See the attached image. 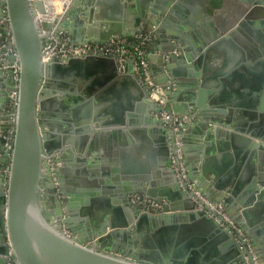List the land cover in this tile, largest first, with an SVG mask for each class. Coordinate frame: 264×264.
Returning a JSON list of instances; mask_svg holds the SVG:
<instances>
[{
	"label": "water",
	"instance_id": "1",
	"mask_svg": "<svg viewBox=\"0 0 264 264\" xmlns=\"http://www.w3.org/2000/svg\"><path fill=\"white\" fill-rule=\"evenodd\" d=\"M69 1L49 23L41 0H0V41L16 51L0 59V264H264V72L242 63L233 42L247 37L249 61L264 57V0ZM53 28L78 45L152 33L151 79L192 121L165 127L118 56L43 64L42 31ZM177 142L186 178L223 206L252 253L185 189ZM135 194L166 202L163 212L142 211Z\"/></svg>",
	"mask_w": 264,
	"mask_h": 264
},
{
	"label": "built area",
	"instance_id": "2",
	"mask_svg": "<svg viewBox=\"0 0 264 264\" xmlns=\"http://www.w3.org/2000/svg\"><path fill=\"white\" fill-rule=\"evenodd\" d=\"M44 4L45 13L39 14L38 17L41 22L55 23L58 17L65 15L69 5V0H41ZM51 12V14H49ZM48 18L49 21H45ZM45 35V53L42 57V63L46 64L55 59H65L69 57H77L83 55H100V56H118L120 69L123 73L127 72L126 63L132 62V72L137 78L139 84L148 92V99L161 108L159 114H155L165 127L173 132L179 131L186 123L192 121L188 116H178L169 110L168 97L165 95L166 91H170V87L163 88L155 85L151 79L149 72V54L150 46L155 40L152 33L137 34L134 38L112 37L110 41L104 44H71L65 31L58 28H53L51 31H42ZM7 39L4 42L0 41V59L6 56H16V51L13 47L7 46ZM2 48H6L2 51ZM14 69V81L18 82L19 67L15 62L12 65ZM10 110L14 111L16 102L11 101ZM8 135H11L9 132ZM177 149L172 157L173 168L176 170L178 178L186 183V190L194 193V199L198 202V208L205 210L211 216H214L221 224V226L233 232L237 241L241 244L242 249H247L252 253L249 239L244 235L239 227H235L224 212L222 205L214 206L209 203L197 190L194 185L189 182L185 176V169L182 163L183 156L180 151L181 144L177 142ZM131 202L134 205L140 206L142 211L150 212L152 214L162 213L166 202L158 203L152 199H148L142 195L135 194L131 197ZM220 219V220H219ZM243 242V244H242ZM256 264V262H255Z\"/></svg>",
	"mask_w": 264,
	"mask_h": 264
},
{
	"label": "crops",
	"instance_id": "3",
	"mask_svg": "<svg viewBox=\"0 0 264 264\" xmlns=\"http://www.w3.org/2000/svg\"><path fill=\"white\" fill-rule=\"evenodd\" d=\"M228 6H231V2L229 1V3H228ZM227 7V6H226ZM223 8V7H222ZM244 34L245 35H248V36H251L250 34H249V32H247V31H244ZM244 36V35H243ZM243 37H242V41H243ZM247 37H245V39H244V43H246V44H244L242 47H241V45L239 44V43H237L235 40H233V42H234V44H235V46H236V48H237V51H239V53L242 55V57H244V59L245 60H243V61H241L242 63H246V62H248V63H250V64H252V66L250 67V69H251V71H254L256 74H258V75H256V76H259L258 78L260 79V78H262V73L264 72V65H263V63L264 62H262V60L261 59H264V57H263V55L261 56V57H258V61H249L250 60V56H249V50H247L246 49V47H247ZM151 47V46H150ZM151 49V48H150ZM261 52L262 54L264 53L263 51H264V49H263V46L262 45H260V44H258V47H257V52ZM157 52V51H156ZM155 52V53H156ZM232 52V53H231ZM150 53H151V51H150ZM158 53V52H157ZM233 54V51L231 50V51H229V54ZM239 53H237L238 55H239ZM250 53L252 54H255V50L254 49H252L251 51H250ZM231 54H230V56H231ZM155 55H158V54H155ZM228 54H227V60L230 62L231 60H230V58H233L232 56L230 57ZM235 59V58H234ZM237 59V58H236ZM240 62V63H241ZM149 63H150V60H149ZM151 63H152V65L154 66V67H157L158 66V58L156 59V56H155V59H153V61H151ZM247 67L245 68L244 66H240L237 70H236V72H240L241 73V75L244 77V79H245V81H254L255 80V78H253V77H255V76H251V75H249L248 74V72H247ZM258 78H256V80H258ZM236 86H237V84H236ZM246 87V86H245ZM244 91H246V88H244ZM264 100V95H263V97H262V101ZM250 111L249 110H247L246 111V114H248ZM258 112V114H257V120H256V122L258 123V125L260 126V127H262L263 129H264V111H262V110H258L257 111ZM251 118H254V116L253 117H251ZM250 124H251V122H250ZM148 136V135H147ZM146 136V137H147ZM145 139V138H144ZM136 142H134L133 141V145H135L136 147H132V146H129V149L127 150L128 152H130V154L132 153L131 152V149H133V150H136L137 148H140V147H138V145H143V142H144V140L143 139H140V140H135ZM137 143V144H136ZM137 151V150H136ZM142 156V154L141 153H137V156ZM104 165H106V164H104ZM103 166V165H102ZM111 166H113V163H111Z\"/></svg>",
	"mask_w": 264,
	"mask_h": 264
},
{
	"label": "bare ground",
	"instance_id": "4",
	"mask_svg": "<svg viewBox=\"0 0 264 264\" xmlns=\"http://www.w3.org/2000/svg\"><path fill=\"white\" fill-rule=\"evenodd\" d=\"M49 14H51V12H49ZM45 21H49V19H48V18H46V19H45Z\"/></svg>",
	"mask_w": 264,
	"mask_h": 264
}]
</instances>
